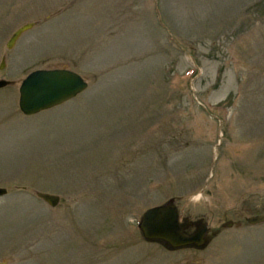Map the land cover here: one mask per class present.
<instances>
[{"label": "rangeland", "instance_id": "1", "mask_svg": "<svg viewBox=\"0 0 264 264\" xmlns=\"http://www.w3.org/2000/svg\"><path fill=\"white\" fill-rule=\"evenodd\" d=\"M2 58L0 264H264V0H0ZM38 68L88 86L24 115ZM169 199L205 248L143 239Z\"/></svg>", "mask_w": 264, "mask_h": 264}, {"label": "water", "instance_id": "2", "mask_svg": "<svg viewBox=\"0 0 264 264\" xmlns=\"http://www.w3.org/2000/svg\"><path fill=\"white\" fill-rule=\"evenodd\" d=\"M33 26L32 22L19 26L8 39L6 47L12 48L20 35ZM0 67H4L3 59ZM10 84V80L0 78L1 89ZM87 86V81L80 74L68 68H38L30 71L21 80L18 89V106L24 115H34L72 99ZM6 192V188L0 187V195H5ZM36 196L51 207L57 206L60 200L59 195L43 191H37ZM245 220L251 225L262 223L264 213L250 215ZM231 224L232 221H228L224 226ZM193 225H196V228L189 232V227ZM138 228L144 240L161 242L171 249L183 247L201 249L210 240L207 235L210 223L194 224L189 217L181 214L173 199L145 210Z\"/></svg>", "mask_w": 264, "mask_h": 264}, {"label": "trees", "instance_id": "3", "mask_svg": "<svg viewBox=\"0 0 264 264\" xmlns=\"http://www.w3.org/2000/svg\"><path fill=\"white\" fill-rule=\"evenodd\" d=\"M195 71V70H194ZM194 73V72H193ZM193 75V74H192Z\"/></svg>", "mask_w": 264, "mask_h": 264}]
</instances>
